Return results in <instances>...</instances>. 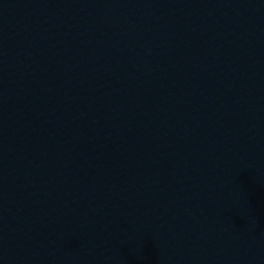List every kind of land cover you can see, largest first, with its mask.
<instances>
[{
  "label": "water",
  "instance_id": "95a60500",
  "mask_svg": "<svg viewBox=\"0 0 264 264\" xmlns=\"http://www.w3.org/2000/svg\"><path fill=\"white\" fill-rule=\"evenodd\" d=\"M0 264H264V98L152 159L1 207Z\"/></svg>",
  "mask_w": 264,
  "mask_h": 264
}]
</instances>
